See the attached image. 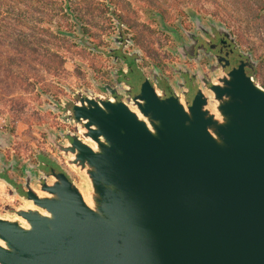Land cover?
I'll use <instances>...</instances> for the list:
<instances>
[{
    "label": "water",
    "instance_id": "95a60500",
    "mask_svg": "<svg viewBox=\"0 0 264 264\" xmlns=\"http://www.w3.org/2000/svg\"><path fill=\"white\" fill-rule=\"evenodd\" d=\"M71 103L87 141L41 126L56 155L0 128V182L26 202L0 215V264H264V88L243 69L192 105L149 83Z\"/></svg>",
    "mask_w": 264,
    "mask_h": 264
},
{
    "label": "flooded vegetation",
    "instance_id": "af4514ba",
    "mask_svg": "<svg viewBox=\"0 0 264 264\" xmlns=\"http://www.w3.org/2000/svg\"><path fill=\"white\" fill-rule=\"evenodd\" d=\"M104 2L103 34H93L87 21L72 17L69 38L84 55L69 81L37 90L32 125L87 141L78 134L81 123L71 101L88 97L90 90L107 103L130 102L149 83L167 99L184 98L192 105L203 84L210 88L220 73L237 69L264 88V0H232L230 6L210 1L176 12L147 8L142 33L118 13L117 4ZM3 128L9 130L8 123ZM45 138L40 132L19 144L14 140V151L20 156L31 151L28 159L45 149L56 155Z\"/></svg>",
    "mask_w": 264,
    "mask_h": 264
},
{
    "label": "rangeland",
    "instance_id": "374dc122",
    "mask_svg": "<svg viewBox=\"0 0 264 264\" xmlns=\"http://www.w3.org/2000/svg\"><path fill=\"white\" fill-rule=\"evenodd\" d=\"M210 1L220 6H230L232 3V0H112L114 4L118 5V13L131 23L132 28H137L141 33L144 28L145 10L147 8L176 12L192 6L207 5ZM72 6L76 10V16L90 24V31L93 34L104 33L108 11L104 0H76ZM71 21V17L70 19L67 16L60 18V22H62L60 28L71 32L69 30ZM69 36L59 34L57 39L51 40L46 45L58 57H48L43 65L34 63L36 70L32 73L33 78L30 81L23 79L11 87H6L5 82L0 83V128L8 123V129L13 134L12 144L14 140L19 144L20 141L26 140V136H39L40 132L44 134L40 130L41 126L36 127L31 123L37 90L39 87L42 90L43 88L46 89L57 81H69L75 66L78 64L77 59L84 55V50L76 47ZM49 150L51 151V149H45V152H49ZM31 153L29 151L21 156L28 159ZM57 168L59 169V166ZM77 180V183L80 184L81 177L79 175ZM6 190L3 195L5 198L0 199V215L2 216L11 214L15 211V207L21 208L26 204L24 200L15 196L9 188ZM0 194H2L1 191Z\"/></svg>",
    "mask_w": 264,
    "mask_h": 264
},
{
    "label": "trees",
    "instance_id": "16d2710c",
    "mask_svg": "<svg viewBox=\"0 0 264 264\" xmlns=\"http://www.w3.org/2000/svg\"><path fill=\"white\" fill-rule=\"evenodd\" d=\"M76 0H0V83L32 79L34 63L56 54L47 48L58 38L60 18L76 16Z\"/></svg>",
    "mask_w": 264,
    "mask_h": 264
},
{
    "label": "crops",
    "instance_id": "0c3cea01",
    "mask_svg": "<svg viewBox=\"0 0 264 264\" xmlns=\"http://www.w3.org/2000/svg\"><path fill=\"white\" fill-rule=\"evenodd\" d=\"M6 189H8L7 186L5 184H3L2 182H0V191L2 193V194H0V199H2L4 197L3 195L7 191Z\"/></svg>",
    "mask_w": 264,
    "mask_h": 264
},
{
    "label": "built area",
    "instance_id": "2783aa9c",
    "mask_svg": "<svg viewBox=\"0 0 264 264\" xmlns=\"http://www.w3.org/2000/svg\"><path fill=\"white\" fill-rule=\"evenodd\" d=\"M70 174H71V179L74 181V182H78V180H77V178H78V175H77V173L74 171V170H72V169H70ZM17 209V207H15V210Z\"/></svg>",
    "mask_w": 264,
    "mask_h": 264
}]
</instances>
